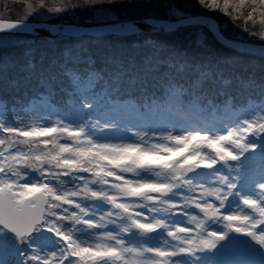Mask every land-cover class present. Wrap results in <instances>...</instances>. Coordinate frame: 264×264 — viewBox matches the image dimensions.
<instances>
[{
    "label": "clouds",
    "instance_id": "clouds-1",
    "mask_svg": "<svg viewBox=\"0 0 264 264\" xmlns=\"http://www.w3.org/2000/svg\"><path fill=\"white\" fill-rule=\"evenodd\" d=\"M26 9L14 32L0 24V235L13 264L80 247L107 253L100 264H252L218 256L233 234L264 256V156L249 159L264 144V0ZM193 136L221 147L194 145L183 167L140 163Z\"/></svg>",
    "mask_w": 264,
    "mask_h": 264
},
{
    "label": "rangeland",
    "instance_id": "rangeland-1",
    "mask_svg": "<svg viewBox=\"0 0 264 264\" xmlns=\"http://www.w3.org/2000/svg\"><path fill=\"white\" fill-rule=\"evenodd\" d=\"M26 8L22 7L21 10H19V13H17L18 18H23V16L26 13ZM197 144V137L193 140H190L187 144L182 145L183 151H177L176 154H169L168 157L171 155L176 156L177 159L179 156L186 155L189 149H187V146L190 144L194 145ZM221 147V145L214 144L212 147L202 148L200 147V153L202 155H207V153L211 152L212 150H218V148ZM264 156V150L263 147H260L258 153L255 156H252L253 159L257 160L259 157ZM167 157V158H168ZM163 158V157H162ZM247 188V187H244ZM50 235V234H49ZM39 237V236H38ZM36 238L37 243L47 246L49 243L47 237L43 236L41 238ZM234 251H240L244 252L248 258L252 261V264H264V256L258 253V251L251 246V242L247 239V237L243 235H229L225 240L221 242L220 248L218 250V256H222L226 253L234 252ZM18 249L15 246V243L12 239L11 234H3L0 235V264H13V261L17 258ZM205 261L209 260L210 257H205Z\"/></svg>",
    "mask_w": 264,
    "mask_h": 264
},
{
    "label": "snow or ice",
    "instance_id": "snow-or-ice-1",
    "mask_svg": "<svg viewBox=\"0 0 264 264\" xmlns=\"http://www.w3.org/2000/svg\"><path fill=\"white\" fill-rule=\"evenodd\" d=\"M27 23V22H25ZM0 24L3 25V29L6 32H14L16 28L21 27L20 24V20L18 22H6L4 20L0 21ZM26 31H30L31 30V26L27 25L25 27ZM48 131H54V129H49ZM25 135H32L33 133H24ZM36 135H44V132L41 131H37L35 133ZM196 137L193 136L191 138H189L190 140L195 139ZM183 138H178L176 140V143H181V140ZM220 139H227V137H221ZM219 141L218 140H211L208 143V147H212L214 144H218ZM187 144V143H185ZM183 144V145H185ZM169 154H176L177 151H183L182 147H177L175 149L169 148L166 149ZM192 150V149H191ZM190 150V151H191ZM125 151H136L135 149H125ZM188 151L186 155H182L179 156L178 159H168L166 157H161L158 156L155 153H144L141 156L140 159V163L141 164H167L169 162H174L177 160L182 161L181 166H187V165H191L193 164L194 161H196L197 157L195 155H188V153L190 152ZM201 163H210L207 158H205V160H202ZM262 211H264V209H262ZM261 227H264V225H261ZM237 231H239V229H237ZM107 253L103 252L102 250H98V249H94V248H89V247H80L75 253H73V257H81L84 259V264H87V260L91 259L93 261V264H100L101 258L104 257ZM73 257H69V258H64L63 260L61 259V257H57V256H52L51 260L48 257H41L39 255L35 256V264H68V260L73 258Z\"/></svg>",
    "mask_w": 264,
    "mask_h": 264
},
{
    "label": "trees",
    "instance_id": "trees-1",
    "mask_svg": "<svg viewBox=\"0 0 264 264\" xmlns=\"http://www.w3.org/2000/svg\"><path fill=\"white\" fill-rule=\"evenodd\" d=\"M27 0H0V17L6 19H17L19 10L22 7L26 8ZM261 146V145H260ZM260 146L258 148H260ZM258 148L256 152L249 154V158L255 156L258 153ZM252 170L245 168V176L247 177ZM245 184L247 185V181L245 180Z\"/></svg>",
    "mask_w": 264,
    "mask_h": 264
},
{
    "label": "water",
    "instance_id": "water-1",
    "mask_svg": "<svg viewBox=\"0 0 264 264\" xmlns=\"http://www.w3.org/2000/svg\"><path fill=\"white\" fill-rule=\"evenodd\" d=\"M6 22H18V21H6Z\"/></svg>",
    "mask_w": 264,
    "mask_h": 264
}]
</instances>
